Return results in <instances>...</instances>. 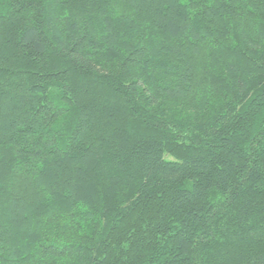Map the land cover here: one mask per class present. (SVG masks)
<instances>
[{"label":"trees","instance_id":"16d2710c","mask_svg":"<svg viewBox=\"0 0 264 264\" xmlns=\"http://www.w3.org/2000/svg\"><path fill=\"white\" fill-rule=\"evenodd\" d=\"M0 264H264V0H0Z\"/></svg>","mask_w":264,"mask_h":264}]
</instances>
